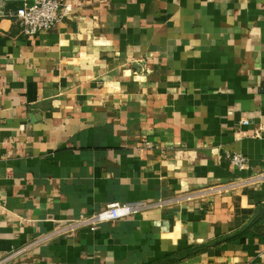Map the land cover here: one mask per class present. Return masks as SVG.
Listing matches in <instances>:
<instances>
[{
    "label": "crops",
    "instance_id": "0c3cea01",
    "mask_svg": "<svg viewBox=\"0 0 264 264\" xmlns=\"http://www.w3.org/2000/svg\"><path fill=\"white\" fill-rule=\"evenodd\" d=\"M66 2L28 36L11 14L33 0H0V257L264 264V181L185 198L264 172V0ZM159 201L54 235L115 202Z\"/></svg>",
    "mask_w": 264,
    "mask_h": 264
},
{
    "label": "built area",
    "instance_id": "2783aa9c",
    "mask_svg": "<svg viewBox=\"0 0 264 264\" xmlns=\"http://www.w3.org/2000/svg\"><path fill=\"white\" fill-rule=\"evenodd\" d=\"M71 10L72 6L68 4L66 0H33L32 4H24L11 15L19 22L23 32L28 36H32L41 30L53 28L58 22L67 17L71 13ZM1 114L2 108L0 105V118ZM145 147L153 148L154 143L147 141L145 143ZM230 159L232 164L240 171L251 169L249 159L241 153L231 154ZM261 181H264V172L256 176L238 178L237 180L229 183L218 184L207 189L205 188L197 193L195 192L194 194L185 196V198H205L207 196L214 195L215 193H223L241 187H248ZM183 198L184 197H180L179 199ZM165 203L166 201L138 203L115 202L107 205L103 210H100L90 216H81L80 218L73 219L63 228L55 231L54 235L74 232L85 227L95 231L99 224L110 223L127 218L156 206H164ZM23 250L24 249H17L10 252L6 256L0 257V264H6L9 260L21 254ZM259 255L264 257V247Z\"/></svg>",
    "mask_w": 264,
    "mask_h": 264
}]
</instances>
